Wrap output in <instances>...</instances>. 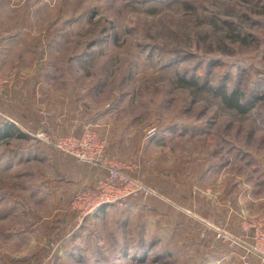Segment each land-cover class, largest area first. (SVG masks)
Segmentation results:
<instances>
[{"label": "rangeland", "instance_id": "rangeland-1", "mask_svg": "<svg viewBox=\"0 0 264 264\" xmlns=\"http://www.w3.org/2000/svg\"><path fill=\"white\" fill-rule=\"evenodd\" d=\"M263 52L264 0H0L1 61L13 64L20 78L29 71L30 78L46 73L51 87L41 98L85 100L91 112L80 129L51 137L72 144L89 134L98 143L85 151L91 161L54 150L51 160L61 154L70 168L113 161L129 176L118 161L104 158L107 142L91 118L106 116L102 122L115 133L114 141L125 143L129 157L141 155L151 172L140 173L144 179L129 177L157 199L145 178L176 184L170 197L187 206L192 194L207 202L225 197L230 206L241 195L247 221L264 216ZM196 76L201 87L191 81ZM0 78L2 93L9 80ZM220 85L228 92L255 91L263 100L238 114L216 95L213 88ZM155 133H164L159 147ZM18 146L13 138L0 142V264H202L209 255L206 248L182 249L181 255L164 247L158 234L144 233V225L137 231L135 217L117 211L99 217L86 204L83 209L75 199L95 183L79 188L78 176L66 183L55 163L21 156L28 149ZM66 187L70 195L63 201ZM172 201L168 206L183 208ZM194 220L199 235L201 224L209 229L211 223ZM217 228L213 232L224 240ZM247 234L249 247L252 232ZM255 255L251 250L248 262Z\"/></svg>", "mask_w": 264, "mask_h": 264}, {"label": "crops", "instance_id": "crops-1", "mask_svg": "<svg viewBox=\"0 0 264 264\" xmlns=\"http://www.w3.org/2000/svg\"><path fill=\"white\" fill-rule=\"evenodd\" d=\"M1 60L2 58H0V76L9 80L8 86L4 87L2 93L0 92V113L7 120L2 121L3 123L15 126L20 134L36 141L40 146L41 152L46 156L47 161L51 160V155L55 153V150L53 151L52 147L43 142L40 135L45 134L48 138H51L55 132L64 135L70 133L74 128L80 129L84 123L88 122L87 113L91 112H88L83 107L85 100H48L49 98L47 96L41 98L42 95L47 94V90L51 87L46 83V73L34 72V76L30 78L31 71H26L29 76L20 78L17 72L13 74V64L5 61L3 63ZM8 75L11 77L8 78ZM102 120H107V117L105 116L101 119L91 118V122L97 124L98 128L96 131L99 134L101 133L100 137L107 142L106 151H109L107 153L109 155L104 158H112V160L118 161L124 166L123 172L132 178L136 177L140 179L139 177L144 176L140 175V173H146L150 177L149 174L151 172L148 170L149 167L145 166L141 155L137 157V154L134 153L129 157L127 152H125V143L122 144L120 140L114 141L115 133L109 128L110 126L107 122H102ZM14 140L17 145H23L25 143L22 139ZM163 141L166 140L164 139ZM159 143L161 142L155 143L158 144L156 145L157 147L160 146ZM155 144H152L153 146L149 145L148 149L152 151V148H155ZM29 149L31 150V148ZM25 152H28V150H25ZM145 152L149 151L145 150ZM55 156H58V158L51 160L53 164H56L53 166L62 171L61 175L63 174L62 177L66 180V183L74 180L73 177L75 176L79 177L77 180L78 184L76 185L79 188H89L90 185L96 182L100 172L99 167L92 166L91 168H86L80 166L70 168V163L67 158L61 154H56ZM133 156L135 158L137 157L136 161L134 160L135 163L137 162L136 164L133 161L131 162ZM127 162L128 164H126ZM138 166L141 168V171H138ZM145 169L146 172H144ZM72 173L76 174L72 176ZM66 174L70 176L68 179L66 178ZM143 181L158 193L161 198L157 199L154 196V199H129L122 204L114 205L111 211H117L122 216L135 217L133 220H136L138 223V232L142 230L140 227L144 225L146 227L143 229L145 234L151 232L158 234L159 244H164V247L167 245L169 247L171 246L179 250L181 255L182 249H198L202 251L206 248L209 251V255L204 259V262L199 260L202 264H220L222 262L223 264H240L238 256L241 255L242 248L248 242L246 222L247 217H250L248 211L245 210L246 206L242 202L244 198H241V195H238L237 205L230 206L226 202L225 197H216L213 202H207L208 200L206 198L200 199L198 196L194 198L192 194L190 195V202L193 203L187 206L184 203L180 204V202H177L178 199H172L170 197V191H172L171 185L176 187V184L165 181L163 177L158 180V183H152L150 180H146V178ZM69 195L68 188H63L61 199L65 201ZM65 196L66 199L64 198ZM200 200L203 203H200ZM170 201L177 202L183 208L179 211L175 210L173 207L168 206V202ZM172 202L171 204H175ZM190 207L193 209L195 207V210H191ZM186 211L190 212L191 217L183 213ZM199 215L202 218L198 217ZM194 217L211 223L206 224L209 228L206 231L202 228L203 224H201V235L196 232V228L197 230L200 229L197 225L198 223L192 224L193 222H190L191 219L195 221ZM217 227L225 234L226 238L224 240L216 238L213 229L217 230Z\"/></svg>", "mask_w": 264, "mask_h": 264}, {"label": "built area", "instance_id": "built-area-1", "mask_svg": "<svg viewBox=\"0 0 264 264\" xmlns=\"http://www.w3.org/2000/svg\"><path fill=\"white\" fill-rule=\"evenodd\" d=\"M3 84L4 82L0 78V92ZM0 117L7 121L1 114ZM40 138L57 153L71 156L78 162L83 163L91 161L89 156H86L85 151H91L92 147L96 146L95 144H98L89 136V134L86 138H83L81 143L74 141L72 144V140L67 137L51 139L45 134H41ZM97 147H100L102 150L103 143L99 144ZM99 153L97 152V155H99ZM112 162L113 161H109V163H103L99 166L100 172L95 182L94 190L80 193L75 199L78 203H83V209L84 204H86L88 211L91 212L96 211L103 206L122 204L129 199H135L138 197L151 198L155 196V194L151 190L145 188L141 182L122 174ZM206 227L208 228V226ZM246 228L247 233L250 231L252 232L251 245L248 247L247 242L242 248L243 255L240 262L241 264H264V216L255 217L252 220L247 221ZM216 237L224 238V236L220 234ZM251 250L255 251L256 254V260L254 263L248 262L247 254L250 253Z\"/></svg>", "mask_w": 264, "mask_h": 264}, {"label": "trees", "instance_id": "trees-1", "mask_svg": "<svg viewBox=\"0 0 264 264\" xmlns=\"http://www.w3.org/2000/svg\"><path fill=\"white\" fill-rule=\"evenodd\" d=\"M263 61H264V52H263V57H262ZM191 81L196 85L198 84L199 87H201V80L198 76L196 77H192ZM216 90V95L219 97V99L221 100V102L224 104V106H226L228 109L236 111L238 114H246L247 112H249L251 109L254 108V106L259 103L261 100H263L262 95H257L255 91H252L251 93L246 94L243 90H240L239 88H234L231 91H227V89L223 86H219V87H215L213 88ZM158 133H155V135L153 136V141L154 143H158V142H162L165 138L164 133H160V135L158 136ZM22 139L23 142L25 141L26 143L29 142L30 145L29 146H24L25 143H23V145L16 147L18 150H22L24 147L26 149H28V152H19V154L21 156L25 155L28 157H35L38 158L41 162H45L46 156L43 154V152H41L40 150V146L38 145V143L34 140H32L31 138L24 136L22 134H20L17 129L15 128V126L11 125V124H6L3 123L2 119L0 118V142H3L5 140L8 139ZM31 148V150L29 149ZM34 149V150H32ZM141 197L135 198V199H139ZM112 207H114V205H107V206H103L99 209H97L94 213L99 215L100 217L105 216V214H108L109 211H111ZM121 232H124V230H122ZM143 259V258H142Z\"/></svg>", "mask_w": 264, "mask_h": 264}]
</instances>
